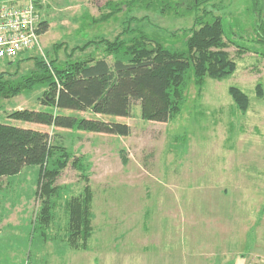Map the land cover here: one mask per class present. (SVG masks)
Wrapping results in <instances>:
<instances>
[{"label": "rangeland", "instance_id": "374dc122", "mask_svg": "<svg viewBox=\"0 0 264 264\" xmlns=\"http://www.w3.org/2000/svg\"><path fill=\"white\" fill-rule=\"evenodd\" d=\"M35 1L50 28L41 50L28 55L50 66L104 38L119 36L124 46L109 55L105 43H95L76 57H107L112 64L141 35L179 44L203 13L189 11L183 0ZM259 5L216 0L207 6L209 20L224 19L226 38L249 53L230 78L208 79L201 91L190 82L181 114L167 124L144 121L135 107L133 117L119 119L133 129L128 138L58 131L9 120L16 110L44 109L41 92L0 100L1 123L59 133L62 151L49 162L62 166L49 197L42 195L38 167L0 181V264H264V99L257 97V88L264 89V47L256 42L264 0ZM115 8L120 11L111 15ZM229 53L236 57L235 48ZM10 67L1 63L0 75L16 72ZM34 69L28 61L18 73ZM233 87L251 100L246 115L230 97ZM88 197L94 234L85 251L71 245L68 204ZM43 202L49 210L42 214Z\"/></svg>", "mask_w": 264, "mask_h": 264}, {"label": "trees", "instance_id": "16d2710c", "mask_svg": "<svg viewBox=\"0 0 264 264\" xmlns=\"http://www.w3.org/2000/svg\"><path fill=\"white\" fill-rule=\"evenodd\" d=\"M215 1L183 0L189 11L203 10V13L195 18L192 28L185 29V37L179 44L161 43L141 35L127 44L123 55L119 53L112 64L106 56L104 59L77 58L76 54L84 53L95 43H105L109 55L118 53L124 46L119 36L114 42L105 38L87 42L81 48L76 47L66 62L51 61V66L45 60L28 54L12 62H0V65H16V72L5 71L0 75V100L14 99L26 92L37 91L41 92L39 99L44 107L37 111L27 108L16 110L8 116L9 120L53 127L58 131L97 133L118 138L132 135V127L119 119L133 117L135 107H140L141 118L146 122L169 123L181 114L187 102L190 82L201 91L208 79L222 81L230 78L237 70V60L249 53L245 46H237L233 40L226 38L224 19L219 16L210 21L207 6ZM34 2L39 14L42 5ZM254 3L260 6V0H254ZM116 11L120 9L115 8L111 15ZM263 12L258 11L260 16ZM108 17L103 16L101 21H107ZM41 19L39 34L43 39L50 25L42 16ZM256 28L261 32L256 30V42L264 47V28ZM232 48L236 49V57L229 53ZM28 61H35L34 72L20 75L18 70ZM229 94L237 110L246 115L251 105L248 95L236 87L231 88ZM257 97L264 99L261 86L257 88ZM84 113H90L93 118H82L80 114ZM11 123L0 122V181L5 177H16L28 166L38 167L41 168L42 195L49 197L62 168L60 162L59 166L55 163V168L49 167L52 158L62 153L58 145L61 135L57 133L52 136L42 130ZM90 201L88 197L87 200H76L68 204L71 245L76 247L80 243L79 249L85 251L94 234ZM48 210V202H43L42 214ZM42 222L48 223V217L42 219Z\"/></svg>", "mask_w": 264, "mask_h": 264}, {"label": "built area", "instance_id": "2783aa9c", "mask_svg": "<svg viewBox=\"0 0 264 264\" xmlns=\"http://www.w3.org/2000/svg\"><path fill=\"white\" fill-rule=\"evenodd\" d=\"M41 23L34 0L0 5V62L41 50Z\"/></svg>", "mask_w": 264, "mask_h": 264}, {"label": "crops", "instance_id": "0c3cea01", "mask_svg": "<svg viewBox=\"0 0 264 264\" xmlns=\"http://www.w3.org/2000/svg\"><path fill=\"white\" fill-rule=\"evenodd\" d=\"M14 1H20V0H0L1 3H9V2H14ZM1 66V65H0ZM245 259V258H244Z\"/></svg>", "mask_w": 264, "mask_h": 264}]
</instances>
